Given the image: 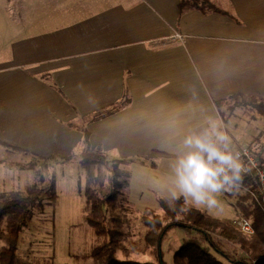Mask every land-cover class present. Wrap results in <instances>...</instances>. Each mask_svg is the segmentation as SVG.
Here are the masks:
<instances>
[{"label": "crops", "instance_id": "crops-1", "mask_svg": "<svg viewBox=\"0 0 264 264\" xmlns=\"http://www.w3.org/2000/svg\"><path fill=\"white\" fill-rule=\"evenodd\" d=\"M75 1L19 25L0 62V146L68 156L87 150L89 132L96 155L146 159L129 166L138 212H159L158 195L196 208L177 162L195 150L186 137L219 132L216 102L264 100V0H217L220 12L207 14H181L180 0ZM196 209L237 225L220 208Z\"/></svg>", "mask_w": 264, "mask_h": 264}, {"label": "trees", "instance_id": "trees-1", "mask_svg": "<svg viewBox=\"0 0 264 264\" xmlns=\"http://www.w3.org/2000/svg\"><path fill=\"white\" fill-rule=\"evenodd\" d=\"M217 2V0H180V13L184 14L192 10H199L205 14L220 12ZM44 79L50 82L49 76ZM216 105L222 122L226 123L237 108H241L251 121H264L263 99L235 94L216 102ZM89 136V132H84L83 143L88 147L87 151L90 155H96L91 151ZM263 137L264 133H261L247 145L263 142ZM23 154L32 157L29 162L30 169H34V165L39 166V175L37 174L36 181L25 186L23 190L0 191V264H55L52 260L27 261L19 255V244L22 232L35 213L43 210L45 201L54 206L59 203L56 176L48 175V172L55 167L69 165L75 156L42 157L28 152ZM96 156L98 158L91 160V165L105 166L110 170L111 175L107 184L97 188L89 186L86 189L85 197L89 212L85 215V222L92 228L96 242L88 253L81 256L82 260H91L93 264H167L163 245L171 231L180 229L184 231L186 237L181 246L173 251L172 264H224L221 257L236 264H264V213L258 206L248 203L247 197L239 199L235 206L242 218L252 222L255 234L251 236L242 234L229 222L209 217L196 208L188 207L184 197H178L171 203L158 195L161 213L148 210L142 216L145 226L149 229L147 238L152 245V252L157 257V263L120 259L118 251L122 248L127 233L118 208L123 199L125 203L128 202L131 172L127 166L134 163L145 165L146 159L110 161L106 157ZM4 163L0 162V164ZM233 182L250 183L249 178L242 174L240 179ZM225 185L235 191L232 184ZM216 238L238 245L246 260L230 258L218 246Z\"/></svg>", "mask_w": 264, "mask_h": 264}, {"label": "rangeland", "instance_id": "rangeland-1", "mask_svg": "<svg viewBox=\"0 0 264 264\" xmlns=\"http://www.w3.org/2000/svg\"><path fill=\"white\" fill-rule=\"evenodd\" d=\"M60 1L71 4V0H0V62L6 61L11 54L13 44L21 33L22 27L19 25L26 22L25 19L32 18L34 14L45 19L48 11H54L49 7L60 5ZM79 2L75 1L76 4ZM96 2L98 5H106L112 3V0ZM33 8L39 11H33ZM79 13L76 12V15L79 16ZM58 17L53 16L55 19ZM217 127L219 133L228 137L227 151L232 155L245 144H249L253 138H258L261 133H264V121H251L241 108H237L226 123L219 122ZM262 141L264 142V137ZM86 149L88 150V147ZM87 150L78 149L80 153L74 154L75 159L72 163L55 167L48 172V175L56 176L59 203L54 206L45 201L43 210L35 213L22 232L19 255L27 261L52 260L55 264H93L91 260L81 259V256L88 253L96 242L92 228L85 222V215L89 212L85 192L89 186L97 188L107 184L111 173L105 166L91 165V160L98 157L87 154L89 152ZM103 157L110 161L115 160L107 156ZM31 160L32 157H26L20 152L0 146V162H5L0 164V191L23 190L25 186L36 181L39 166L34 165V169H30ZM127 169L130 170V167L127 166ZM231 184L235 191L225 185L220 189L219 198H215L219 202L218 209L220 208L221 212H228L227 217L233 221H239L241 216L235 206L239 199L247 197L248 203L256 205L233 183ZM174 201L175 199L170 202ZM133 206L128 202L125 203L123 199L118 208V212L124 219L127 233L122 248L118 251V257L140 263H157V257L152 252V245L148 242L149 229L142 218L144 213L138 212ZM157 213H161V210ZM236 227L240 230L238 225ZM241 233L244 234L242 231ZM183 236L185 239L184 231L175 229L166 238L163 250L167 264L173 263V251L181 246ZM216 241L230 258L246 260L238 245L220 238H216ZM220 259L224 264H236L223 257Z\"/></svg>", "mask_w": 264, "mask_h": 264}, {"label": "clouds", "instance_id": "clouds-1", "mask_svg": "<svg viewBox=\"0 0 264 264\" xmlns=\"http://www.w3.org/2000/svg\"><path fill=\"white\" fill-rule=\"evenodd\" d=\"M227 140L228 137L219 132L185 138V146L195 150L178 160L177 183L182 192L194 200L196 208L202 205L209 210L218 208L219 202L213 193L224 188L226 183L240 179L241 165L227 151Z\"/></svg>", "mask_w": 264, "mask_h": 264}, {"label": "built area", "instance_id": "built-area-1", "mask_svg": "<svg viewBox=\"0 0 264 264\" xmlns=\"http://www.w3.org/2000/svg\"><path fill=\"white\" fill-rule=\"evenodd\" d=\"M183 39L175 35L173 40ZM241 165L240 174L249 178V184L232 182L236 188L249 196L250 200L264 213V142L244 145L232 155ZM240 230L247 236L255 234L252 222L240 218L237 222Z\"/></svg>", "mask_w": 264, "mask_h": 264}]
</instances>
